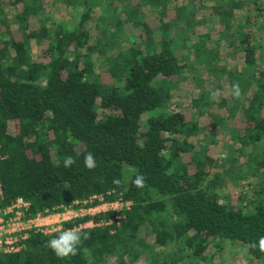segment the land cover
<instances>
[{
	"label": "trees",
	"instance_id": "16d2710c",
	"mask_svg": "<svg viewBox=\"0 0 264 264\" xmlns=\"http://www.w3.org/2000/svg\"><path fill=\"white\" fill-rule=\"evenodd\" d=\"M3 1L0 207L21 199L26 221L101 203L129 205L63 222L62 229L89 237L75 256L58 259L46 247L59 231H29L18 252H0V264H136L141 258L146 264H207V248L225 241L245 245L249 257L264 264L259 246L264 237V61L242 33L244 25L233 24L243 0H212L209 10L219 25L214 46L201 36L191 39L194 10L175 0H120L123 20L105 7L107 0H61L71 8L70 23L48 17L45 0H8L16 10L18 37ZM246 3L254 13L264 10V0ZM94 7L105 9L109 18L93 17ZM143 8L154 10L153 25L143 18ZM124 24L134 36H121ZM31 41L42 47L44 61L33 59ZM221 44L242 54L241 70L220 65ZM94 55L104 58L98 73ZM196 67L228 87L230 102L216 103L236 118L229 130L235 147L227 158H210L204 145L195 150L189 139L203 129L168 109L177 79ZM237 83L239 98L233 94ZM191 105L205 114L215 104L200 89ZM214 119L224 126L220 117ZM88 153L95 158L92 170L84 166ZM67 156L76 161L69 168L63 163ZM218 167L223 171H211ZM138 175L144 177L142 187L133 184ZM243 181L254 182L251 196L232 203L225 192ZM92 219L91 228L81 227ZM157 247L165 249L161 257Z\"/></svg>",
	"mask_w": 264,
	"mask_h": 264
},
{
	"label": "rangeland",
	"instance_id": "374dc122",
	"mask_svg": "<svg viewBox=\"0 0 264 264\" xmlns=\"http://www.w3.org/2000/svg\"><path fill=\"white\" fill-rule=\"evenodd\" d=\"M3 2V10L8 18L12 33L15 37H18L19 31L16 22H14L16 10L9 5L8 0H4ZM175 2L178 5H189L194 10L192 15L194 20V33L191 34V39L197 42L199 40L198 37L201 36L204 38L208 46H214L219 30L217 17L212 15L209 10L210 6L214 4V1L175 0ZM242 2L244 5L241 7L238 15H236L235 22L233 24L235 25L237 22L242 24V26L244 25L243 30H241L242 33L249 35L251 43L257 50L256 54L258 56L262 54V60L264 61V10L254 13L248 3H246V0H243ZM122 3L123 2L120 0H107L105 7L108 8V10L114 9L115 15H120L121 19L123 20L124 16L121 15L123 8ZM45 6L48 17L53 16L56 20H64L69 23L72 22L71 8L67 7L61 0H45ZM79 10L82 11L80 8ZM98 14H105L109 18V15L105 9L104 11H101L97 7H94L92 10V16L96 17ZM141 14L145 20L148 19V22H150L152 25L154 24L151 20L152 16H154L153 9L143 8ZM92 26L90 25L91 36H96V34H98V30H96V28H92ZM122 30L124 31L121 34L123 37H128L130 35L134 36L136 33L135 30H132L127 24H124V26L121 27V32ZM124 43H127L126 39L124 40ZM41 48V46H38L33 41L30 42V52L34 60H45V58L41 57L40 55ZM229 50L230 49L224 44H221L220 65L229 69L236 68L237 70H241L242 54L237 52L231 53ZM181 53L185 55V51H182ZM103 59L104 58L94 55L93 64L96 73L103 69ZM173 80H175V78H173ZM223 80L215 79L213 76H209L202 67H196L193 70H185L177 79V88L173 91L172 99L168 104L169 111L183 113L190 120H193L199 124V126L203 129V133L194 138H190L189 141L195 146V150H198L200 145L206 146L207 155L214 160L218 158H227V156H230L229 153L231 150L235 147L231 141L229 130L236 127V118H229L224 108L216 107V103L219 102L220 99H227L230 102V93L225 81ZM200 89L210 93L211 99L215 104L212 109H208L205 114H199L191 105V100L198 96ZM213 92L217 93L215 99L212 97ZM215 116L221 118V121L225 127L222 125H216V123H214ZM213 124H215L216 127H214ZM8 132L10 134L14 133L13 123H9ZM238 162L240 164L243 163V157L240 158ZM217 170L223 171V168L218 167V169H213L211 171L217 172ZM244 182L245 181L238 183L235 188L229 187L227 192H225L229 195L232 203H234L235 200L237 201L239 197L244 198L246 196V198H248L251 196V190H253L252 188L254 186V182L250 183V185H246ZM119 208V206H116L115 209L119 210ZM81 210V212L80 209L76 210V217H80L81 214V216L87 215L94 218L99 213L109 211L107 207H103L95 211L87 208H81ZM88 211H90V213H88ZM57 222L58 221L50 223L49 226L55 228L54 226H58L59 224V222ZM93 225L94 219L89 220L86 224L84 223L81 225V227L83 226L84 228H91ZM49 226L44 228L49 229ZM156 253L159 255V257H161L165 253V249L157 247ZM206 256L209 258L207 259V264H259L249 257L245 245L240 243H229L227 241L220 243L218 247L210 245L206 250ZM136 264L146 263L144 259L141 258ZM198 264H204V262H200Z\"/></svg>",
	"mask_w": 264,
	"mask_h": 264
},
{
	"label": "built area",
	"instance_id": "2783aa9c",
	"mask_svg": "<svg viewBox=\"0 0 264 264\" xmlns=\"http://www.w3.org/2000/svg\"><path fill=\"white\" fill-rule=\"evenodd\" d=\"M2 200V193L0 189V202ZM105 206L108 210L117 211L116 206H119V210L128 206V203H101L99 206ZM26 207V204L21 199L16 201L5 208L0 207V252L3 253H15L23 247V241L27 237V232L37 231L41 233H54L62 229V223L72 220V217H76L77 211L73 208L65 209L59 213H50L46 215H37L30 220L21 219V210ZM53 217L60 218L58 226H49L44 221H51ZM116 220V218H114ZM57 222V223H58ZM112 220L109 221L111 223ZM49 226L50 228H44ZM75 229V228H74Z\"/></svg>",
	"mask_w": 264,
	"mask_h": 264
},
{
	"label": "clouds",
	"instance_id": "9594fccd",
	"mask_svg": "<svg viewBox=\"0 0 264 264\" xmlns=\"http://www.w3.org/2000/svg\"><path fill=\"white\" fill-rule=\"evenodd\" d=\"M233 94L236 98H239L241 95L239 84L233 85ZM217 93L213 92L212 97L215 99ZM64 167L69 168L76 163V161L71 157L67 156L64 158ZM84 166L92 170L96 167L95 158L92 153H88L84 158ZM118 183V181H116ZM144 183V177L138 175L133 184L137 187H142ZM88 235L82 233L78 229L69 228L61 229L58 235H55L53 238L46 242V247H48L58 259H65L70 256H75L78 251L79 245L83 243L84 240L88 239ZM260 250L264 251V237L259 241Z\"/></svg>",
	"mask_w": 264,
	"mask_h": 264
},
{
	"label": "crops",
	"instance_id": "0c3cea01",
	"mask_svg": "<svg viewBox=\"0 0 264 264\" xmlns=\"http://www.w3.org/2000/svg\"><path fill=\"white\" fill-rule=\"evenodd\" d=\"M99 207H100V206L98 205V206H96V207H93V208H87V209H91V210L95 211V210H98V209L103 208V207H105V206L102 205V207H100V208H99ZM81 208L86 209L85 207L82 206V207L76 208L75 210L80 209V212H81V211H82ZM88 213H90V211H88ZM80 216H81V214H80ZM74 218H75V217H74ZM74 218H73V219H74ZM76 218H78V217H76ZM51 219H52L51 221H47V220H45L44 223H45V224H48V223L50 224V223H54V222L60 220V218H57V217H53V218H51ZM86 223H87V222H86ZM86 223H85V224H86ZM49 224H48V225H49Z\"/></svg>",
	"mask_w": 264,
	"mask_h": 264
}]
</instances>
